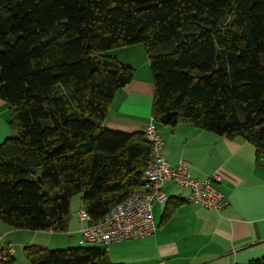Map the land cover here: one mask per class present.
I'll return each mask as SVG.
<instances>
[{"label": "trees", "instance_id": "16d2710c", "mask_svg": "<svg viewBox=\"0 0 264 264\" xmlns=\"http://www.w3.org/2000/svg\"><path fill=\"white\" fill-rule=\"evenodd\" d=\"M140 43L155 122L264 153V0H0V96L15 134L0 142L2 222L65 231L78 192L97 220L139 188L151 143L104 121L136 73L111 51ZM25 250L31 264H124L105 246Z\"/></svg>", "mask_w": 264, "mask_h": 264}, {"label": "crops", "instance_id": "0c3cea01", "mask_svg": "<svg viewBox=\"0 0 264 264\" xmlns=\"http://www.w3.org/2000/svg\"><path fill=\"white\" fill-rule=\"evenodd\" d=\"M111 53L134 67L136 73L116 92L104 126L131 133L143 131L153 120L155 95L145 49L137 44ZM9 119V106L0 96V142L13 134ZM158 128L169 162L189 160L191 174L196 177L219 174L217 187L227 204L221 210L195 205L187 201V189L166 183L168 200L155 203L153 209L158 229L152 236L134 239L143 252L133 253L138 255L130 263L149 264L154 258L158 264H246L264 256V163L256 146L243 136L218 135L189 121ZM84 225L71 218L61 237L68 236V243L82 241ZM56 234L53 230L15 229L0 220V252L8 246L15 251L7 259L0 257V264H31L25 248L40 245L50 249L60 238ZM126 242L130 241L109 246Z\"/></svg>", "mask_w": 264, "mask_h": 264}, {"label": "built area", "instance_id": "2783aa9c", "mask_svg": "<svg viewBox=\"0 0 264 264\" xmlns=\"http://www.w3.org/2000/svg\"><path fill=\"white\" fill-rule=\"evenodd\" d=\"M144 132L152 145V157L139 188L97 220H93L82 207L79 219L86 223L81 229L83 244L90 242L107 247L154 235L158 226L153 209L155 203L167 202L166 183L187 189V201L195 205L221 210L227 204L224 193L217 187L221 181L219 174L196 177L191 174L192 163L189 160L181 158L176 163L169 162L164 152L163 136L154 120L146 125ZM261 158L264 163V153ZM14 252V248L8 246L0 252V257L7 259Z\"/></svg>", "mask_w": 264, "mask_h": 264}, {"label": "rangeland", "instance_id": "374dc122", "mask_svg": "<svg viewBox=\"0 0 264 264\" xmlns=\"http://www.w3.org/2000/svg\"><path fill=\"white\" fill-rule=\"evenodd\" d=\"M138 45L144 48L142 43ZM158 125H161V123H158ZM11 136H15V134L13 133ZM82 196H83L82 192H78L71 198L69 220L71 218H73L75 221L79 219V211L83 207ZM64 232L66 231H63V230L57 231V234L55 236H58L60 238H57L59 240L56 241L55 245H53L54 247H51L50 249H61V248L75 247V246H80V245L104 247L103 245H99L96 243H90V242H86L83 244V242L79 241V239H77L76 241L72 243H68V236L61 237L62 234H65ZM129 241L130 242L107 247V249H109V252H110L111 260H113L114 262H118L121 260H127L128 261L127 264H134V262L130 263V261H134L138 254H133V253L143 252L142 250L139 249V248H142V246H140L139 243H134L135 240H132V242L131 240ZM114 248H116V251H113ZM127 254H130V255H127ZM128 256L130 257L128 258ZM124 258H127V259H124ZM152 262L153 263H149V264H158L159 261H156L154 258H152Z\"/></svg>", "mask_w": 264, "mask_h": 264}]
</instances>
